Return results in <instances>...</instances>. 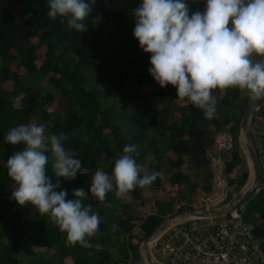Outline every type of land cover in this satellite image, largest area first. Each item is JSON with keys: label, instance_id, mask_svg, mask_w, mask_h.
<instances>
[{"label": "trees", "instance_id": "1", "mask_svg": "<svg viewBox=\"0 0 264 264\" xmlns=\"http://www.w3.org/2000/svg\"><path fill=\"white\" fill-rule=\"evenodd\" d=\"M141 2L96 0L88 30L80 34L66 21L48 18L47 0H0V264H128L141 259L139 242L168 213L192 207L174 210L171 202L155 200L156 210L139 218L132 213L134 204L142 205L143 190L159 188L163 180L188 183L186 160L207 180L206 148L215 130L226 128L235 138L234 149L225 154V171L241 169L228 178L229 184L238 190L247 181L238 135L248 96L238 88L220 90L215 117L205 119L202 110L176 96L175 87L162 89L148 72L150 54L133 35V9ZM186 2L190 14L206 4ZM98 15L102 19L94 27L91 19ZM30 123L44 124L46 137L66 134L65 148L81 163L74 180L59 179L67 199L83 188L88 194L83 203L99 214V231L89 239V248L69 245L48 215L31 204L19 206L11 197L17 185L7 175V159L24 145H10L5 137L10 129ZM128 144L137 146L142 176L160 175L149 187L123 197L114 188L98 201L89 191L92 176L101 167L111 176ZM46 155L48 175L56 183L53 157ZM246 200L244 220L264 249V186Z\"/></svg>", "mask_w": 264, "mask_h": 264}, {"label": "clouds", "instance_id": "2", "mask_svg": "<svg viewBox=\"0 0 264 264\" xmlns=\"http://www.w3.org/2000/svg\"><path fill=\"white\" fill-rule=\"evenodd\" d=\"M95 4L96 0H47V16L66 21L81 34L88 30ZM133 13V35L150 54L149 74L162 89L175 87L176 96L202 110L205 119L216 115L214 90L238 88L253 99L264 98V0H206L203 11L191 14L186 0H142ZM101 19L98 15L91 24L96 27ZM45 133L42 123L8 131V144L24 145L7 159V175L17 185L11 197L19 206L31 204L40 215H48L66 233L69 245L89 248V239L99 231V214L83 203L88 195L83 188L73 191L74 199H67L59 179L74 180L81 163L65 148L66 134L46 137ZM46 153L53 157L56 183L48 175ZM138 155L135 144L125 145L111 176L102 167L95 171L90 193L103 202L114 188L123 197L151 186L160 174L142 176Z\"/></svg>", "mask_w": 264, "mask_h": 264}, {"label": "built area", "instance_id": "3", "mask_svg": "<svg viewBox=\"0 0 264 264\" xmlns=\"http://www.w3.org/2000/svg\"><path fill=\"white\" fill-rule=\"evenodd\" d=\"M260 98L249 119L255 151L261 164L257 187L264 186V142L258 130ZM235 147L230 130L215 131L213 141L206 148L210 172L209 189L201 193L196 202L181 201L179 205L218 207L228 201L229 180L225 171L226 155ZM246 198L232 207L226 215L187 216L184 221H174L155 239L158 257L162 264H264V249L251 231V224L244 220ZM156 259V257L153 255ZM158 261V260H157Z\"/></svg>", "mask_w": 264, "mask_h": 264}, {"label": "water", "instance_id": "4", "mask_svg": "<svg viewBox=\"0 0 264 264\" xmlns=\"http://www.w3.org/2000/svg\"><path fill=\"white\" fill-rule=\"evenodd\" d=\"M259 99H253L251 94H248L244 110L239 122L240 135L242 138H239L240 142L243 141V145L245 147V153L249 162L248 169V177L247 180L251 179L250 184L245 186L242 189H238L234 192L228 201L225 204H222L218 207H197L192 209H184L174 212L168 216H166L162 221H160L153 230L146 235L142 241L140 246L143 250L144 258L147 260L148 264H162L155 260H153L151 256V251L149 249V243L155 240L159 234L170 224L172 219L182 217V216H199V217H207V216H220L223 215L234 207L238 202L242 199L246 198L252 192L257 190L260 176H261V164L259 162V158L254 148L252 135L249 129V119L251 114L257 104ZM241 137V136H240Z\"/></svg>", "mask_w": 264, "mask_h": 264}, {"label": "crops", "instance_id": "5", "mask_svg": "<svg viewBox=\"0 0 264 264\" xmlns=\"http://www.w3.org/2000/svg\"><path fill=\"white\" fill-rule=\"evenodd\" d=\"M245 93H246V90H243V91L241 90L242 96H246ZM219 95H220V90H214L213 91V96H214L215 101L218 99ZM258 130L260 131V135L262 136V139L264 142V116L262 114H260L259 119H258ZM238 140H239V138H238ZM239 142H240V140H239ZM240 146L243 149V145L241 144V142H240ZM244 154L246 155L245 151H244ZM245 163L247 164L248 169H249V165H248L249 162H248V159L246 157H245ZM183 168L187 169V171L189 172L190 180L188 183H170L169 180H163V184L159 188H146V189H144L143 190L144 202L142 205L134 204L132 213L137 215L136 211L141 210L140 207L148 204V197L146 196V192H149L151 190H152L151 191L152 196L150 198L151 199L155 198V199L152 200V204H154V206H153L154 209L151 210L150 212H154L156 210L155 200L171 202V206L174 210H176L180 206L179 204L181 201H185L187 203L196 202L198 196L201 193H203L204 191H207L209 189L208 187H207L208 189L204 188V186H208L206 183L210 182V175H209V178L207 180L203 179L202 174L199 172V170L196 167H194L193 165H191L188 162V160L185 161ZM226 175L228 178L234 176L232 171L229 173H226ZM230 191L233 194L237 190L234 189L233 185L229 184V192ZM148 208H151L150 203L148 205ZM194 208H197V207H194ZM150 212H148V213H150ZM146 214L147 213L143 214L140 217L138 215L137 216L139 218H142ZM219 218H221V217H219ZM134 232H135V230H134ZM135 233L138 234L140 232L137 231ZM138 235H140V234H138ZM154 241L155 240H153L152 242L149 243L150 251H152L151 248L153 246V243H155ZM139 251H140L141 259L134 260L132 258L131 260H129L128 264H147L146 260L144 258V255H143L142 247L140 245H139Z\"/></svg>", "mask_w": 264, "mask_h": 264}, {"label": "rangeland", "instance_id": "6", "mask_svg": "<svg viewBox=\"0 0 264 264\" xmlns=\"http://www.w3.org/2000/svg\"><path fill=\"white\" fill-rule=\"evenodd\" d=\"M246 96H248V94H249V92L246 90ZM241 136V137H240ZM238 138H242V135H240V133H239V135H238ZM241 144L243 145V141H241ZM243 150L245 151V147H244V145H243ZM245 155V154H244ZM245 157L247 158V156L245 155ZM242 166V165H241ZM241 169V167H238L237 169H235V170H233L232 171V173L235 175V174H238L237 172H238V170H240ZM228 178V177H227ZM250 182H251V180L248 182V180L245 182V184L240 188V189H242V188H244L245 186H248V184H250ZM152 191V190H151ZM151 191H149V192H146V196L148 197V204H146V205H143L142 207H140L141 208V210H139V211H136V213H137V215L140 217V216H142L143 214H145V213H148V212H150L151 210H153L154 208H153V206H154V204H152V200H154L155 198H153V199H151L150 197L152 196V193H151ZM150 198V199H149ZM149 203H150V205H151V208H148V205H149ZM172 213H174V212H171V213H168L166 216H168V215H170V214H172ZM185 217H187V216H182V217H178V218H175V219H172L171 220V222H174V221H184L186 218ZM222 217V216H221ZM139 232V230H138V228H136L135 229V232ZM138 234H142V233H138ZM142 241V240H141ZM141 241L139 242V245L141 244ZM150 248V247H149ZM151 250L153 251H151V256H152V258H153V260H155V261H157V262H159V263H161V261H165V259H163L162 257L160 258V257H158L159 255H158V252H157V250H156V243H153V246H152V248H151ZM153 255L156 257V259L153 257ZM141 256V255H140ZM143 258V257H142ZM146 260V259H145ZM146 263L148 264V262H147V260H146Z\"/></svg>", "mask_w": 264, "mask_h": 264}, {"label": "bare ground", "instance_id": "7", "mask_svg": "<svg viewBox=\"0 0 264 264\" xmlns=\"http://www.w3.org/2000/svg\"><path fill=\"white\" fill-rule=\"evenodd\" d=\"M251 179L248 180V182L250 181Z\"/></svg>", "mask_w": 264, "mask_h": 264}]
</instances>
